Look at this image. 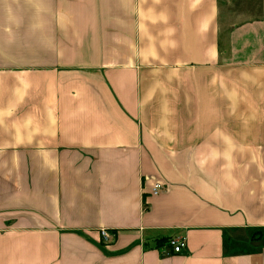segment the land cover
Listing matches in <instances>:
<instances>
[{"label": "crops", "instance_id": "crops-1", "mask_svg": "<svg viewBox=\"0 0 264 264\" xmlns=\"http://www.w3.org/2000/svg\"><path fill=\"white\" fill-rule=\"evenodd\" d=\"M0 264H264V0H0Z\"/></svg>", "mask_w": 264, "mask_h": 264}, {"label": "built area", "instance_id": "built-area-1", "mask_svg": "<svg viewBox=\"0 0 264 264\" xmlns=\"http://www.w3.org/2000/svg\"><path fill=\"white\" fill-rule=\"evenodd\" d=\"M160 190H162V186L159 184H156L154 188L152 189L151 194L156 195L158 194ZM101 238L103 242H106V243H109L113 240V236L109 234L107 231L101 232ZM167 244L170 247L171 252L173 254H179L185 248V240L183 238L172 237L168 240Z\"/></svg>", "mask_w": 264, "mask_h": 264}, {"label": "trees", "instance_id": "trees-1", "mask_svg": "<svg viewBox=\"0 0 264 264\" xmlns=\"http://www.w3.org/2000/svg\"><path fill=\"white\" fill-rule=\"evenodd\" d=\"M169 240V239H168ZM162 241H164V240H162Z\"/></svg>", "mask_w": 264, "mask_h": 264}]
</instances>
